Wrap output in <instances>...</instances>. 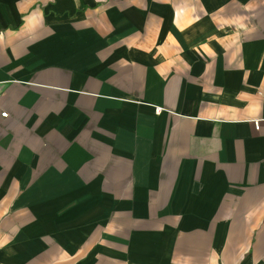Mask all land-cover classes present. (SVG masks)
<instances>
[{
    "label": "crops",
    "instance_id": "crops-1",
    "mask_svg": "<svg viewBox=\"0 0 264 264\" xmlns=\"http://www.w3.org/2000/svg\"><path fill=\"white\" fill-rule=\"evenodd\" d=\"M0 264H264V0H0Z\"/></svg>",
    "mask_w": 264,
    "mask_h": 264
},
{
    "label": "built area",
    "instance_id": "built-area-1",
    "mask_svg": "<svg viewBox=\"0 0 264 264\" xmlns=\"http://www.w3.org/2000/svg\"><path fill=\"white\" fill-rule=\"evenodd\" d=\"M7 115H8L7 112H2V116L6 117ZM255 127H256V128H259V124H258V122H255Z\"/></svg>",
    "mask_w": 264,
    "mask_h": 264
}]
</instances>
